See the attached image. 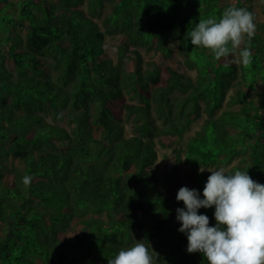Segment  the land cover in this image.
I'll return each mask as SVG.
<instances>
[{
	"label": "trees",
	"instance_id": "16d2710c",
	"mask_svg": "<svg viewBox=\"0 0 264 264\" xmlns=\"http://www.w3.org/2000/svg\"><path fill=\"white\" fill-rule=\"evenodd\" d=\"M252 1L0 0V264H108L132 234L159 264H207L176 194H202L200 167L264 184V21L247 67L189 33L229 5L255 15ZM157 145L184 167L159 173ZM198 213L215 226L214 207Z\"/></svg>",
	"mask_w": 264,
	"mask_h": 264
},
{
	"label": "clouds",
	"instance_id": "9594fccd",
	"mask_svg": "<svg viewBox=\"0 0 264 264\" xmlns=\"http://www.w3.org/2000/svg\"><path fill=\"white\" fill-rule=\"evenodd\" d=\"M255 33L254 14L229 5L219 17L200 19L189 37L192 46L209 50L216 60L227 59L225 67L232 63L247 67L252 64L250 45ZM205 169L211 174L202 194L186 186L176 194L184 205L176 209V220L178 232L186 235L187 252L202 254L207 264H264V184L247 171L200 167L199 172ZM32 179L31 175L22 178L26 188ZM210 207H214L215 226L209 225L207 215L198 213ZM132 238L135 243L121 248L108 264H159L150 242L136 240L133 234Z\"/></svg>",
	"mask_w": 264,
	"mask_h": 264
},
{
	"label": "rangeland",
	"instance_id": "374dc122",
	"mask_svg": "<svg viewBox=\"0 0 264 264\" xmlns=\"http://www.w3.org/2000/svg\"><path fill=\"white\" fill-rule=\"evenodd\" d=\"M252 8L253 11L255 13V22H261L264 21V0H253L252 1ZM171 42V41H170ZM171 45L173 47V52L175 57L180 58V55L177 54L176 51V44L175 42H171ZM103 47L106 50V52L108 53V55L115 60L116 59V47L115 45H113L110 41V37H106L104 39L103 42ZM151 52L149 53H145L144 57L145 59H157L158 55L154 54L152 56ZM186 73L188 74H193V71L187 70L185 69ZM135 101V100H134ZM202 118H198L197 120H195L190 128L184 133V138L185 140L193 134V132L199 128L200 124H201ZM56 123L62 124V125H66L64 120H60V121H56ZM126 128L129 127L128 124L125 125ZM155 165L157 168V171L159 173L161 172H168V171H172L175 169H180L182 167H184V163L179 162V163H175L174 160V154L171 151L170 147H160L157 145V158L155 161ZM211 169H215V168H211Z\"/></svg>",
	"mask_w": 264,
	"mask_h": 264
}]
</instances>
